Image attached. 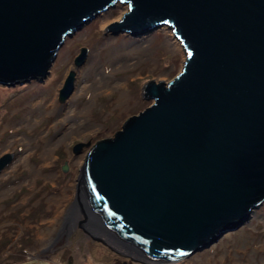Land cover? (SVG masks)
Returning <instances> with one entry per match:
<instances>
[{"label":"water","instance_id":"1","mask_svg":"<svg viewBox=\"0 0 264 264\" xmlns=\"http://www.w3.org/2000/svg\"><path fill=\"white\" fill-rule=\"evenodd\" d=\"M117 3L128 10L108 34L166 28L186 56L173 79L142 86L148 107L89 147L70 212L90 240L169 264L244 226L264 202V0H0V85L42 82L64 40ZM72 87L69 71L58 100Z\"/></svg>","mask_w":264,"mask_h":264},{"label":"rangeland","instance_id":"2","mask_svg":"<svg viewBox=\"0 0 264 264\" xmlns=\"http://www.w3.org/2000/svg\"><path fill=\"white\" fill-rule=\"evenodd\" d=\"M127 10V4L117 3L66 38L42 82L0 85V159L7 156L10 160L0 172V264H154L136 261L142 259L108 240L109 247L90 240L76 230L81 214L70 212L78 170L89 147L111 137L127 117L148 107L151 101L140 97L142 86L149 80L170 81L185 60L180 42L169 29L140 36L108 34L105 27L119 21ZM79 48H85L86 53L82 63L75 66L73 59ZM114 49L120 53L116 52L111 68L107 55ZM134 49L144 50L142 58ZM90 55L97 60L82 84L89 87L103 75L110 78L109 86L117 81L120 86L110 92H96L88 99L84 92L76 95V75ZM124 60L129 65L121 69ZM69 71L73 72L72 92L59 101L58 91ZM121 93L124 102L117 106L115 101ZM70 99L78 108L88 103L84 115L92 126L61 138L57 115ZM35 100H40L42 108L35 109L37 115L47 110L28 125L25 120L30 118ZM49 141L51 158L43 161L40 154ZM75 143L89 146L73 154ZM64 164L66 171L61 169ZM70 221L77 223L65 239L63 230ZM169 264H264V202L250 213L244 226L224 234L210 247Z\"/></svg>","mask_w":264,"mask_h":264},{"label":"bare ground","instance_id":"3","mask_svg":"<svg viewBox=\"0 0 264 264\" xmlns=\"http://www.w3.org/2000/svg\"><path fill=\"white\" fill-rule=\"evenodd\" d=\"M101 14V13H100ZM112 46V45H111ZM115 50V49H114ZM123 50V49H122ZM135 52L139 51L138 53H140V56L144 55V50L143 49H134ZM115 52H111L108 53L107 55V63H110V67L113 68V64L115 63L116 59H114L115 56H117ZM120 53V52H118ZM128 54V53H127ZM98 55V54H97ZM106 57V56H105ZM119 58V57H117ZM142 58V57H141ZM123 59V58H122ZM97 60V58L93 55H90V57L88 58L87 62L85 63V65L83 67H81L79 69V71L77 72L76 75V83H77V90H76V95L80 92H84L86 93V97L89 99L93 94H95L96 92H110L114 87H118L120 86V84L118 83V81L116 82V84L111 87L108 85V78H106L105 76H101L100 78H98L91 86H87L86 84H82L85 76L87 74H89V70L91 69V67L94 65L95 61ZM122 61V60H121ZM128 60H124V66H122L121 69L128 67ZM119 62V61H118ZM122 62V63H123ZM126 62V63H125ZM113 72L115 70H112ZM124 94L121 93L120 96L117 98V100L115 101L117 106H121V104L124 102ZM40 105V100H35L31 103V114L30 118H27L25 121L26 123L29 125L30 122L29 120H34V119H39L40 115L46 110L44 109L43 112H39V115H37V111L35 110L36 108H39L38 111H40L39 107ZM50 107L52 108V112L55 109L54 103H53V97L50 100ZM88 103H86L83 107L78 108L77 103H73L72 100H68L67 102V107L65 108V110L59 112V114L57 115V122L61 123V127L58 130V134L62 137L64 136H72L74 134L79 133L81 130V128H83V130L86 129H90L92 126V122L84 115L86 114L87 111V106ZM51 111H49V114H52ZM48 114V113H47ZM28 115V116H29ZM76 116V117H74ZM65 138V137H64ZM51 142H47L46 146L44 147L43 151L41 152L40 156L42 158L43 161L49 160L51 158Z\"/></svg>","mask_w":264,"mask_h":264},{"label":"flooded vegetation","instance_id":"4","mask_svg":"<svg viewBox=\"0 0 264 264\" xmlns=\"http://www.w3.org/2000/svg\"><path fill=\"white\" fill-rule=\"evenodd\" d=\"M69 214L71 215L72 213H70L69 212ZM73 215V214H72ZM75 223H77V221L76 222H72V221H70V223H68V225L66 224V227H65V230H63V232H64V234H65V239H68V237H69V234L73 231V230H75ZM77 229H79V228H76V230ZM80 230V229H79ZM90 230H92L93 232H95V233H100L101 234V232H99V230H97L96 228H92L91 227V229ZM81 231V230H80ZM82 232V231H81ZM83 233V232H82ZM85 236L86 237H88L86 234H85ZM109 242H112L113 244H115V245H118V246H120L118 243H116L115 241H111V240H108Z\"/></svg>","mask_w":264,"mask_h":264}]
</instances>
